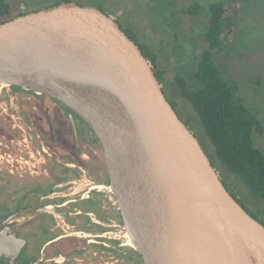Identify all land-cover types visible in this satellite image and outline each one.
Here are the masks:
<instances>
[{
	"label": "water",
	"instance_id": "water-1",
	"mask_svg": "<svg viewBox=\"0 0 264 264\" xmlns=\"http://www.w3.org/2000/svg\"><path fill=\"white\" fill-rule=\"evenodd\" d=\"M0 85L49 96L99 140L144 264H264V225L228 191L150 62L101 10L61 1L0 23ZM0 223V255L17 245Z\"/></svg>",
	"mask_w": 264,
	"mask_h": 264
},
{
	"label": "flooded vegetation",
	"instance_id": "flooded-vegetation-1",
	"mask_svg": "<svg viewBox=\"0 0 264 264\" xmlns=\"http://www.w3.org/2000/svg\"><path fill=\"white\" fill-rule=\"evenodd\" d=\"M15 213L17 245L0 264H144L86 123L49 96L0 85V223Z\"/></svg>",
	"mask_w": 264,
	"mask_h": 264
},
{
	"label": "rangeland",
	"instance_id": "rangeland-1",
	"mask_svg": "<svg viewBox=\"0 0 264 264\" xmlns=\"http://www.w3.org/2000/svg\"><path fill=\"white\" fill-rule=\"evenodd\" d=\"M6 1L16 13H27L48 7L59 0ZM73 1L84 6H101L107 15L117 20L139 44L156 56L157 71L162 73L161 85L166 98L175 104V112L180 120L199 139L200 136L196 133L200 127L197 116L179 97L174 77L179 75L186 79L189 86L197 87L192 77L194 60L201 50L197 32L205 22L206 13H201L195 19L178 14L180 9L189 6L194 0ZM221 1L228 6L225 22L226 44H232L235 49L237 64L234 73L240 85V95L264 125V0ZM232 27L236 29V36L230 39ZM251 30L256 31V34H251ZM183 44L187 51L183 50ZM253 141L264 153V133L254 137ZM202 147L215 167L208 143L204 142ZM215 168L228 189L249 212L262 219L260 221L264 225V202L250 196L238 180L226 177L217 166Z\"/></svg>",
	"mask_w": 264,
	"mask_h": 264
},
{
	"label": "trees",
	"instance_id": "trees-1",
	"mask_svg": "<svg viewBox=\"0 0 264 264\" xmlns=\"http://www.w3.org/2000/svg\"><path fill=\"white\" fill-rule=\"evenodd\" d=\"M61 1L73 0H59L52 5ZM204 12L205 22L197 32L201 50L194 60L192 75L197 87L189 86L186 79L177 75L174 80L178 95L197 116L200 127L196 133L200 136L202 146L204 142L208 143L215 167L226 177L238 180L254 199L264 202V153L253 141L254 137L262 136L264 125L240 95V85L234 73L237 64L235 49L232 44H226L228 6L221 0H194L189 6L180 9L178 14L195 19ZM21 14L16 13L6 0H0V23ZM123 31L139 46L162 83L163 77L157 71L156 56L139 44L128 30ZM250 33L256 34V31L251 30ZM231 34L230 39L235 38V27H232ZM192 38L195 36L192 35ZM182 46L187 51V47L184 44ZM170 103L175 110V104ZM228 191L254 219L260 223L263 221L249 212L229 189Z\"/></svg>",
	"mask_w": 264,
	"mask_h": 264
},
{
	"label": "bare ground",
	"instance_id": "bare-ground-1",
	"mask_svg": "<svg viewBox=\"0 0 264 264\" xmlns=\"http://www.w3.org/2000/svg\"><path fill=\"white\" fill-rule=\"evenodd\" d=\"M130 246V245H129Z\"/></svg>",
	"mask_w": 264,
	"mask_h": 264
}]
</instances>
